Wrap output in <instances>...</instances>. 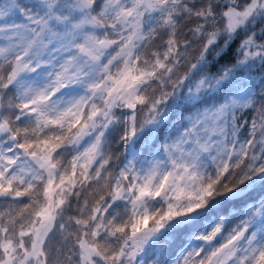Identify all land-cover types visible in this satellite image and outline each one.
Returning a JSON list of instances; mask_svg holds the SVG:
<instances>
[{
	"label": "snow or ice",
	"instance_id": "obj_1",
	"mask_svg": "<svg viewBox=\"0 0 264 264\" xmlns=\"http://www.w3.org/2000/svg\"><path fill=\"white\" fill-rule=\"evenodd\" d=\"M0 264H264V0H0Z\"/></svg>",
	"mask_w": 264,
	"mask_h": 264
}]
</instances>
